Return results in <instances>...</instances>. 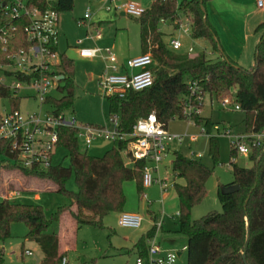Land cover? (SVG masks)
<instances>
[{"label":"trees","instance_id":"obj_1","mask_svg":"<svg viewBox=\"0 0 264 264\" xmlns=\"http://www.w3.org/2000/svg\"><path fill=\"white\" fill-rule=\"evenodd\" d=\"M210 0H152L149 8L135 17L140 25L141 53H149L152 63V84L142 90H129L122 96H103L108 105V115L118 116L117 130L129 133L137 119L155 113L166 127L173 118L189 119L202 124L205 131L212 132L213 123L191 112L184 114L186 103L194 108L202 107L205 94L219 100L234 93V102L244 113L245 132L264 130V21L255 28L260 33L255 47L254 64L250 68L240 66L227 56L211 60L204 52L196 55L178 53L167 45L159 29L161 22L179 28L183 19L191 26L193 38L204 39L212 51H219L216 32L206 14ZM3 3L5 4L3 6ZM27 6L56 11H71L74 0H27ZM11 0H0V31L15 27L6 43L0 39V65L7 63V50L26 48L30 45L24 27L26 16L14 18ZM57 73L62 76L56 90L61 96L49 95L44 103L54 114H60L73 105L74 62L65 53L59 52ZM63 83V86L60 85ZM196 90L192 92V84ZM7 99L16 109L20 98L0 83V100ZM1 117V113H0ZM128 140L114 139L103 155L93 156L81 151L76 130L71 127L59 129L58 148H65L70 157L68 167L55 164L48 168L24 167L17 153L9 149L8 141L0 140V169H17L25 176H37L56 185V192L67 196L70 203L59 206L46 217L41 205L20 203L13 199H0V244L10 237V226L22 222L27 226L26 238L36 242L44 257L40 264H61L65 251H59V236L48 233L53 222L60 221L67 212L77 225L103 227V218L112 213H121L125 206L123 184L137 182L142 191L144 161L125 164ZM209 153L215 163L218 160V144L215 135L209 136ZM231 167L239 190L218 197L221 212H211L196 220L191 219V210L206 194V182L213 170L199 159L173 152L171 162L174 173L173 189L178 199L176 233L186 237L187 264H264V142L253 145L248 155L251 167H241L234 161L237 151L230 145ZM74 174L77 191L67 190L65 185ZM182 180V182H179ZM231 183V184H232ZM156 226L142 234L135 244L138 255L146 258L148 242L154 237ZM0 264H5L3 248L0 247Z\"/></svg>","mask_w":264,"mask_h":264},{"label":"rangeland","instance_id":"obj_2","mask_svg":"<svg viewBox=\"0 0 264 264\" xmlns=\"http://www.w3.org/2000/svg\"><path fill=\"white\" fill-rule=\"evenodd\" d=\"M151 1L74 0V6L71 11L59 13L57 27L58 52L65 53L74 62V101L72 107L65 110V117L73 116L76 119V123L81 125L93 124L112 127L108 115L107 101L98 85V79L104 69V63L99 57L93 59L80 57L77 49L79 47L98 46L110 48L119 56L126 55V53L130 57L138 56L141 54L140 25L135 17L124 13L123 7L130 2H134L138 3L143 9H147ZM209 2L206 4V9ZM261 2V6H258V0L248 3V7L254 11L252 16L256 15L257 23L264 21V0H261ZM87 7L90 8L92 13L91 21L94 24L101 21L104 28L102 38L95 42L87 34V26L78 25L77 23ZM230 10L232 9L230 8ZM159 29L163 33V39L169 47V42L172 38L180 40L181 47L176 50L178 53L196 55L204 52L206 57L211 60L221 58L217 51H212L210 45L204 39L192 37L191 26L186 19H183L179 28H174L170 23L161 22ZM254 36L256 38L258 35L255 34ZM78 40L83 42L77 43ZM253 51L252 45H250L247 50V61L245 60L244 62L247 68L254 64ZM11 82V79H7V83ZM60 85L63 86V83L60 82ZM18 94L20 100L17 109L21 112L31 113L50 110L49 106L41 105L36 98L26 97L25 95H32L30 90L21 88ZM51 94L58 97L63 95V93L55 89L51 91ZM223 99H229L232 103L222 106L221 102ZM201 103L202 107L197 108L196 111L194 109V112L202 117L209 118L213 126L218 125L220 129L230 128L231 135L246 133L243 121L244 113L234 108V93L227 94L219 100L209 94H205ZM191 108L193 109L194 107ZM0 109H11L7 99L0 100ZM203 127L202 124H195L189 119L173 118L168 122L167 130L170 134L185 135V137L181 143L177 141L168 143L169 150L159 165V176L167 184L164 191L161 190L159 184L153 183L139 192L135 180L124 182V211L142 215L143 222L139 228L119 226L117 223L118 212L106 215L102 220L103 227L86 224L79 226L67 212L61 216L60 221L51 224L48 233L54 232L57 235L61 233L64 236L62 244L67 243L69 245V249L65 251L68 264H135L136 252L123 248V245L128 242V238L142 233V229H144L150 216L155 215L156 223L162 225L164 229H177L178 199L173 189L175 180L171 167L174 151H179L186 157L199 159L213 170L205 185L206 194L204 198L191 210V219L196 220L208 213L222 211L218 190L220 186L231 184L234 181L230 163L231 137L228 134L221 133V131L216 134V131L212 129L210 136L215 135L218 144V160L215 163L209 153V134L202 132ZM190 135H197V139L190 141L188 138ZM111 144V140L97 139L88 148L82 142H79V148L81 151H86L89 155L101 156ZM198 154L201 155L198 156ZM53 159L55 164H62L65 167L69 166L70 157L65 148H58ZM234 161L241 167H251L253 164L248 155L241 153H237ZM3 171H9L10 173L3 174ZM19 172L17 169H0V199L2 192L6 195L10 190H14V192L19 193V196L14 199L15 201L41 205L47 218H50L51 214L59 206H65L70 203V199L56 192L54 187H44L41 184H36L37 186L28 189V186H24L23 181L21 182L17 179L21 175V172ZM153 176L155 178L156 173ZM27 177L39 178L37 176ZM65 187L67 190L77 191L73 173L67 180ZM36 195L38 197H35ZM26 233L27 226L24 223L11 224L10 237L0 244V247L3 248L5 264H40L42 260L41 251L36 242L29 241L25 237ZM160 242L165 244L166 240L162 239ZM26 250L33 252L31 255H27L25 254ZM178 259L180 264H187L186 253L183 252Z\"/></svg>","mask_w":264,"mask_h":264},{"label":"built area","instance_id":"obj_3","mask_svg":"<svg viewBox=\"0 0 264 264\" xmlns=\"http://www.w3.org/2000/svg\"><path fill=\"white\" fill-rule=\"evenodd\" d=\"M26 1L11 0L10 9L14 18L20 16L28 18L24 32L30 45L15 50L3 48V51L7 52V63L0 65V83L8 86L13 95L19 98V90L26 88L32 92V95H25L26 97H34L41 105H46L45 99L51 95L53 89L56 90L60 81L58 77L60 75L57 73L59 12L52 8L30 7L27 6ZM46 1L50 2L51 0ZM261 5V0H258V6ZM123 8L125 14L133 17H139L144 12V9L134 2L126 4ZM91 18V10L87 7L77 23L78 25H86L89 37L98 40L102 36V28L94 24ZM13 31H15L14 26L1 29L0 39L3 43L8 41ZM77 43H82V41L78 40ZM169 45L172 49L178 50L181 47V42L177 38H172ZM77 50L80 57L89 59L99 57L103 61L104 69L98 79V85L104 96H122L129 90H142L152 84L153 77L149 69L152 58L149 53H141L119 63L117 55L110 48L91 46L79 47ZM7 79H11L12 82L7 83ZM191 90L192 92L196 90L195 83L192 84ZM230 103L232 101L229 99H223L221 102L222 106ZM191 107V104L186 103L185 116L189 117L194 109L196 111V108L192 109ZM234 108L240 110L237 104ZM64 112L54 114L51 108L44 112L31 113H23L12 107L10 110L0 109V140L8 141L9 149L16 152L19 162L28 168H48L55 165L53 158L58 149L59 129L62 127L74 128L78 141L82 142L86 148L97 139L128 140L125 153L129 165L136 161H144L143 186L146 188L157 183L162 191L166 189L167 184L159 176V165L169 150L168 143L172 141L181 143L185 135L170 134L167 127L158 120L153 112L137 119L129 133H120L117 130V115L109 117L112 127H108L106 125L77 124L73 116L65 117ZM213 130L216 131V134L218 131L228 134L231 137V146L237 153L243 155H249L253 145H260L264 142V130L237 135H231L230 128L220 129L218 125H214ZM202 132L210 136L205 128L202 129ZM188 138L190 141H195L197 135H190ZM200 155L198 154V156ZM155 173L156 177L154 178ZM16 194L10 191L5 197L12 199ZM142 222V215L131 212L119 213L117 221L119 226L127 228H139ZM183 250H186V246L183 247ZM25 254L31 255L32 251L26 250ZM177 258L178 256L174 251L163 249L159 244L151 243L148 247L147 257L143 258L138 255L135 264H178ZM61 264H68L65 256L62 258Z\"/></svg>","mask_w":264,"mask_h":264},{"label":"crops","instance_id":"obj_4","mask_svg":"<svg viewBox=\"0 0 264 264\" xmlns=\"http://www.w3.org/2000/svg\"><path fill=\"white\" fill-rule=\"evenodd\" d=\"M250 1L253 2L254 0H212L208 3L209 5L206 9L208 21L213 26L216 32V35H217V39L220 44V50L217 52L220 54L221 57L227 56L228 58L234 60L235 62H237L240 66L244 68H247L245 67L247 65L244 62L245 60L247 61V58H248L247 50L250 48V45H252V48L254 50L253 54L255 53V47L259 40V33L255 32V28L261 22L260 21L259 23H257L256 15L255 16L253 15L254 17L252 16L254 11L253 9H250V7H248V3ZM230 8L232 10H230ZM95 24L101 26L102 31H103L104 28L101 24V21L96 22ZM255 34L258 35L256 36V38L254 36ZM98 40H93V41L95 42ZM140 53H141V47H140ZM245 53H246V56H245ZM117 58H118V62L122 63L126 59L131 58V57L129 54L126 53V55H123V56L117 55ZM124 154L126 153L124 152ZM125 164L129 165L128 160H125ZM8 172L9 171H3V174H8ZM19 176L20 177H17V179L21 182L23 181L24 186L26 187L28 186V189L37 186L36 184H41L44 187L51 186V187H54L55 190L57 188L53 182L47 179L30 178V177L24 176L22 173ZM179 182H182V180H179ZM10 191L14 192V190H10ZM14 193H17V192H14ZM17 196H19V193H17L15 197H12V199L14 200ZM35 197H38V195H36ZM1 198H6L4 192H2ZM123 212L125 211L123 210ZM155 225H157L158 228L155 231L154 237L151 239V241L148 242L149 245L151 243L159 244L160 247L163 249L174 251L178 257L183 252L186 253V250H183V247L186 246V237L176 233V229H173V230L164 229L162 225H159V223L158 224L156 223L155 215L150 216L144 229H142L141 234L139 233L137 236L127 239L128 242L125 243V245H123V248L136 252L138 256V252L135 248V244L137 240L142 234L146 233L152 226H155ZM58 236H59V245H60L59 251L63 252V251L68 250L69 245L67 243L62 244V238L64 236H62L61 233ZM162 239L166 240L165 244L160 242V240ZM41 254H42V260H43L44 255L42 251H41ZM177 262L178 264H180V260L178 258H177Z\"/></svg>","mask_w":264,"mask_h":264},{"label":"water","instance_id":"obj_5","mask_svg":"<svg viewBox=\"0 0 264 264\" xmlns=\"http://www.w3.org/2000/svg\"><path fill=\"white\" fill-rule=\"evenodd\" d=\"M5 4L3 3V6ZM59 79H62V76H58ZM239 190V184L238 183H232L228 185L220 186L219 191L222 195L231 194Z\"/></svg>","mask_w":264,"mask_h":264}]
</instances>
